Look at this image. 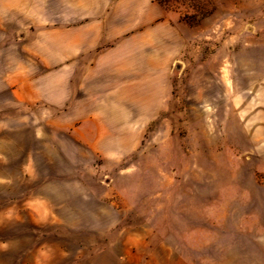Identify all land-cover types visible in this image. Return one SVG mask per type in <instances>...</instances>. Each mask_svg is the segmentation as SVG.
Instances as JSON below:
<instances>
[{
  "label": "rangeland",
  "instance_id": "374dc122",
  "mask_svg": "<svg viewBox=\"0 0 264 264\" xmlns=\"http://www.w3.org/2000/svg\"><path fill=\"white\" fill-rule=\"evenodd\" d=\"M0 264H264V0H0Z\"/></svg>",
  "mask_w": 264,
  "mask_h": 264
}]
</instances>
